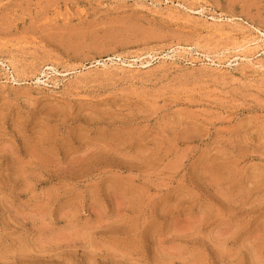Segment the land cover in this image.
I'll return each mask as SVG.
<instances>
[{"label": "rangeland", "instance_id": "374dc122", "mask_svg": "<svg viewBox=\"0 0 264 264\" xmlns=\"http://www.w3.org/2000/svg\"><path fill=\"white\" fill-rule=\"evenodd\" d=\"M0 264H264V0H0Z\"/></svg>", "mask_w": 264, "mask_h": 264}, {"label": "bare ground", "instance_id": "6f19581e", "mask_svg": "<svg viewBox=\"0 0 264 264\" xmlns=\"http://www.w3.org/2000/svg\"><path fill=\"white\" fill-rule=\"evenodd\" d=\"M200 14H201V13H200ZM220 25H221V24H220ZM253 41H254V40H253ZM253 44H254V43H253ZM251 45H252V43H250V41H247V43L243 46V48L247 50L249 47H251ZM241 48H242V47H241ZM243 48H242V49H243ZM246 50H243V52L246 51ZM252 52H253V51H252ZM249 54H250V53H249ZM249 54H248V55H249ZM256 54H258V53H257V52H256V53H253V54L250 55V56L245 55V58H246V59H249L248 61L251 62L250 59H252ZM210 66H212V65H210ZM212 67H213V66H212ZM12 83L16 84L15 80L12 81Z\"/></svg>", "mask_w": 264, "mask_h": 264}]
</instances>
